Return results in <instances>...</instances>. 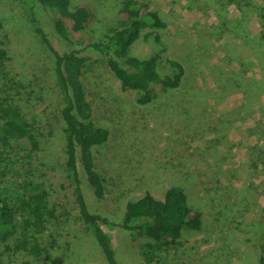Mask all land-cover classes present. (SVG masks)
<instances>
[{
	"label": "rangeland",
	"instance_id": "rangeland-1",
	"mask_svg": "<svg viewBox=\"0 0 264 264\" xmlns=\"http://www.w3.org/2000/svg\"><path fill=\"white\" fill-rule=\"evenodd\" d=\"M25 1L0 0V41L8 58L0 62V92L9 89L16 103L33 117L39 147L27 154L12 142L0 165V170L5 164L9 168L0 174V191L18 205L15 194L23 182H40L55 207L39 238L46 250L32 256L22 250L12 252L0 243V264H22L26 259L33 264H107L78 216L73 186H61L69 181L64 164L62 101L54 83L53 57L35 31ZM71 1L76 4L83 0ZM86 1L95 16L77 32L65 20L70 41L54 32L38 6L33 11L55 49H75L85 56L81 81L91 103L92 119L109 133L107 141L93 151L95 169L105 186L101 200L93 196L80 171L89 209L115 221L126 201L144 192L161 198L167 187L178 185L185 190L189 205L202 212L199 230H182L172 247L154 251L150 260L141 248L149 239L132 236L117 226L102 225L118 264H257L254 238L258 234L251 223L264 207V167L260 165L264 157H259L256 147L248 151L237 131L223 140L216 126L219 111L211 106L210 87L200 92L195 79L194 37L199 31L193 10L208 2L197 0L188 5L187 0H136L157 9L166 21L158 31L161 43L154 49L163 59L179 61L184 69L179 87L166 91L156 87L155 97L141 104L139 94L122 89L103 55L91 46L108 34L122 0ZM150 49V42L138 39L130 53L143 56ZM234 113L220 118L241 119L240 111ZM247 151L253 157H247ZM259 240L264 247V229Z\"/></svg>",
	"mask_w": 264,
	"mask_h": 264
},
{
	"label": "trees",
	"instance_id": "trees-1",
	"mask_svg": "<svg viewBox=\"0 0 264 264\" xmlns=\"http://www.w3.org/2000/svg\"><path fill=\"white\" fill-rule=\"evenodd\" d=\"M195 1L197 0H187V3L192 5ZM204 1L209 4L204 6L206 8L222 0ZM25 3L30 9V21L35 31L53 57L54 83L62 101L60 116L64 124V164L69 181L61 186H73V201L78 216L94 237L106 263L118 264L110 236L102 228L104 224L120 227L132 236L149 239L141 244L142 254L147 260H150L154 251L172 247L182 230H199L202 212L189 205L185 190L178 185L167 187L161 198L144 192L140 197L126 201L121 216L115 221L89 209L81 188L80 171L84 173L93 196L101 200L105 186L103 178L95 169L93 151L107 141L109 133L92 119L91 103L81 81L85 56L78 54L75 49H55L40 26L33 7L38 6L45 13L54 32L66 41H70V37L65 20L70 22L72 31H81L93 20L95 12L86 0L76 4L71 0H27ZM261 8L260 17L264 19V4ZM165 26L166 21L161 18L157 9L136 0H122L108 34L103 40L91 44L103 55L121 88L135 90L141 104L148 103L155 97L156 87L164 91L179 87L184 73L179 61L163 59L159 51L154 49L161 43L159 28ZM138 39L150 42L152 51L143 56L131 54L130 50ZM4 59H8L7 53L0 41V62ZM8 90L3 88L0 92V165L7 158L12 142L23 147L27 154L37 151L39 147L33 130V117L16 103ZM4 166L0 174L9 171L6 164ZM15 199L19 202L18 205L11 202L8 194L0 191V243L12 252L22 250L32 256H39L46 250L40 245L39 238L54 216L55 205L50 201L48 190L40 182H23L20 190L16 191ZM261 210L258 218L251 223L255 228V235L258 234L257 239L254 238L257 264H264V247L259 240L264 229V207ZM22 264L33 263L26 259Z\"/></svg>",
	"mask_w": 264,
	"mask_h": 264
},
{
	"label": "crops",
	"instance_id": "crops-1",
	"mask_svg": "<svg viewBox=\"0 0 264 264\" xmlns=\"http://www.w3.org/2000/svg\"><path fill=\"white\" fill-rule=\"evenodd\" d=\"M237 1L222 0L210 8L193 10L199 31L194 37L195 79L200 92L210 87L211 106L219 111L216 126L223 140L238 132L248 151L256 147L263 158L264 19L260 15L264 0ZM234 111H240L241 119L220 118L224 112L228 117ZM248 151L246 156L253 157ZM260 165L264 167V163Z\"/></svg>",
	"mask_w": 264,
	"mask_h": 264
}]
</instances>
